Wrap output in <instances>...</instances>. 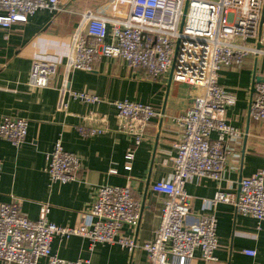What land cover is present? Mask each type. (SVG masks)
I'll list each match as a JSON object with an SVG mask.
<instances>
[{
	"label": "built area",
	"instance_id": "obj_1",
	"mask_svg": "<svg viewBox=\"0 0 264 264\" xmlns=\"http://www.w3.org/2000/svg\"><path fill=\"white\" fill-rule=\"evenodd\" d=\"M59 2L0 0V26L25 22L40 9L56 11ZM108 3L111 16L91 10L81 13L65 60H34L28 83L32 87H46L61 65L65 71H91L100 57H120L130 66L144 69L150 78L157 79L169 72L173 81L192 86L195 93L189 106L173 118L180 131L173 170L168 177L151 185L153 192L164 196L159 224L141 248L150 264H192L197 250L205 261H214L218 247L216 216L191 214L185 184L195 176L220 180L227 157L223 142H237L243 135L225 117L226 108L236 99L218 83V75L224 68L241 67L247 56L264 59V21L258 38L264 0H109ZM60 90L58 110L67 108L68 99L84 103L101 100L95 93L70 88L66 80ZM112 104L119 129L136 144L144 138L151 119L159 115L150 104L127 99L114 100ZM247 113L255 122L264 121V75L254 83ZM101 122L105 124V120ZM27 127L26 118L5 116L0 121V136L17 147L25 142ZM78 131L94 135L104 133L106 127L80 126ZM213 132L215 138L211 137ZM125 158L130 161L133 152L129 150ZM124 168L129 170L131 165ZM45 171L52 183L78 180L79 157L65 150L57 139L46 153ZM238 185L237 192L218 189L203 201V207L215 208L225 202L257 222L264 220V169L241 178ZM49 211L47 203L41 204L38 218L32 220L21 212L17 199L0 202V262L38 264L44 258L46 264H90L88 258L69 260L54 254L51 242L56 236H81L90 245L117 243L128 250L137 245L135 239L120 233L124 225L137 228L141 218L140 202L128 185L99 186L85 212L87 218L77 226L50 222ZM243 253L254 256L256 250L244 249Z\"/></svg>",
	"mask_w": 264,
	"mask_h": 264
},
{
	"label": "crops",
	"instance_id": "obj_2",
	"mask_svg": "<svg viewBox=\"0 0 264 264\" xmlns=\"http://www.w3.org/2000/svg\"><path fill=\"white\" fill-rule=\"evenodd\" d=\"M108 2L60 0L56 11L40 9L25 22L0 26V121L5 116L28 121L27 136L20 146H13L0 136V202L17 199L21 212L32 220L38 218L40 205L47 203L50 222L77 226L87 218L85 212L99 186L128 185L140 202L141 218L137 228L124 225L120 233L135 239L137 245L133 250L117 243L90 245L81 236H56L51 250L69 260L88 258L90 264H150L141 244L152 238L164 198L153 192L151 185L173 170L180 137L173 118L189 106L195 93L192 86L173 81L169 72L157 79L150 78L144 69L132 67L120 57H100L91 71H65L61 65L46 87H32L28 83L34 60H65L81 13L91 10L103 16L112 15ZM263 75L264 59L252 55L245 58L241 67L219 71L218 83L236 99L226 108L225 117L243 135L237 142H223L227 157L220 180L195 176L185 184L191 214L214 213L217 220L216 259L205 261L197 250L192 264H264V220L257 222L225 202L215 208L203 207V201L218 189L237 192L241 178L264 169V121L255 122L247 113L253 81ZM65 80L70 88L95 93L101 100L84 103L68 99L67 108L58 110L60 88ZM125 99L150 104L159 114L146 126L144 138L138 144L119 129L112 102ZM89 125H105L106 131L94 135L78 131V127ZM211 137L215 138L216 133ZM57 139L65 150L79 157L78 180L50 182L45 171L46 153ZM129 150L133 152L130 161L125 158ZM127 164L131 165L129 170L124 168ZM244 249H254L256 254L247 255ZM38 264H46V260L42 258Z\"/></svg>",
	"mask_w": 264,
	"mask_h": 264
},
{
	"label": "water",
	"instance_id": "obj_3",
	"mask_svg": "<svg viewBox=\"0 0 264 264\" xmlns=\"http://www.w3.org/2000/svg\"><path fill=\"white\" fill-rule=\"evenodd\" d=\"M263 21H264V18H263V16H261V18H260V22H259V29H258V38H259V36H260V34H261V29H262V23H263ZM261 46V44H260V42H258L257 43V47L259 48ZM170 78H171V76H170ZM259 79L257 78L255 81H253V84H252V89H251V91L253 92L254 91V83L256 82V81H258Z\"/></svg>",
	"mask_w": 264,
	"mask_h": 264
},
{
	"label": "rangeland",
	"instance_id": "obj_4",
	"mask_svg": "<svg viewBox=\"0 0 264 264\" xmlns=\"http://www.w3.org/2000/svg\"><path fill=\"white\" fill-rule=\"evenodd\" d=\"M182 23H183V20H181V25H180V29H181V27H182Z\"/></svg>",
	"mask_w": 264,
	"mask_h": 264
}]
</instances>
